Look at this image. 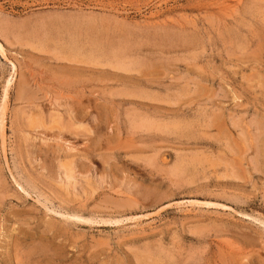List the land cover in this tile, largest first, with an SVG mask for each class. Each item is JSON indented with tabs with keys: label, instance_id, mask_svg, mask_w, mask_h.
I'll return each instance as SVG.
<instances>
[{
	"label": "rangeland",
	"instance_id": "rangeland-1",
	"mask_svg": "<svg viewBox=\"0 0 264 264\" xmlns=\"http://www.w3.org/2000/svg\"><path fill=\"white\" fill-rule=\"evenodd\" d=\"M7 82L0 264H264V0H0Z\"/></svg>",
	"mask_w": 264,
	"mask_h": 264
},
{
	"label": "bare ground",
	"instance_id": "bare-ground-1",
	"mask_svg": "<svg viewBox=\"0 0 264 264\" xmlns=\"http://www.w3.org/2000/svg\"><path fill=\"white\" fill-rule=\"evenodd\" d=\"M76 21V20H75ZM55 22V21H54ZM71 24H73V23H70V25ZM79 24V23H78ZM72 26V25H71ZM73 27V26H72ZM68 28V27H67ZM72 31V30H71ZM68 32V31H67ZM73 40V39H72ZM66 41V40H65ZM98 42V41H97ZM69 43H70V45L69 44H67L68 45V47H67V51H68V53L70 54V55H74L75 54V43H74V41L73 42H71V41H69ZM106 43V42H105ZM100 44H101V42H100ZM97 45V44H96ZM95 47V46H94ZM93 47V48H94ZM97 48H98V46H97ZM97 51V50H96ZM99 51V50H98ZM123 52V51H122ZM67 53V54H68ZM120 53V52H119ZM69 56V55H68ZM74 56H76V55H74ZM80 57V56H79ZM116 64V63H115ZM125 71H128V70H125ZM139 71V70H138ZM133 72V71H132ZM129 78V77H128ZM8 85H9V82H7V84H6V88L4 89V91H3V95H2V106H1V114L3 115V110H4V101L6 100V98H7V87H8ZM22 91V90H21ZM128 92V91H127ZM3 117V116H2ZM27 120V119H26ZM143 121V120H142ZM146 122V121H145ZM152 127V126H151ZM141 128H142V126H141ZM141 131V130H140ZM147 132V131H146ZM194 165V164H193Z\"/></svg>",
	"mask_w": 264,
	"mask_h": 264
}]
</instances>
